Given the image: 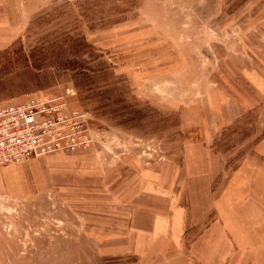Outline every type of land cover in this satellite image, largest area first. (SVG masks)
<instances>
[{
  "label": "rangeland",
  "instance_id": "374dc122",
  "mask_svg": "<svg viewBox=\"0 0 264 264\" xmlns=\"http://www.w3.org/2000/svg\"><path fill=\"white\" fill-rule=\"evenodd\" d=\"M28 7L15 31H0V107L73 89L93 141L0 167V264H264V176L244 170L229 185L262 135L264 97L247 73L264 68V0ZM84 67L89 93L74 86ZM108 101L140 114L117 124L100 108ZM198 143L221 163L206 191L185 168L197 166L186 149ZM164 169L178 174L194 221L174 250L131 229L138 176ZM214 217V235L202 237Z\"/></svg>",
  "mask_w": 264,
  "mask_h": 264
},
{
  "label": "crops",
  "instance_id": "0c3cea01",
  "mask_svg": "<svg viewBox=\"0 0 264 264\" xmlns=\"http://www.w3.org/2000/svg\"><path fill=\"white\" fill-rule=\"evenodd\" d=\"M28 5L29 0H0V31H15L18 23V19L15 17L22 16L23 12L28 13ZM261 64L264 66L263 60H261ZM247 76L258 95L263 98L264 68L262 67L260 71H251L247 73ZM263 118L262 115V135L256 142L252 154L247 156L243 164L230 174V186L237 183H234V179L237 181L244 170L249 175L264 176ZM198 144L186 149L188 159L197 160V166L194 167V164L189 161L186 162L185 168L190 171L191 176H196L195 180L202 183L205 187L204 191H206L216 180L220 179L221 163L217 153L210 151V148L202 147L200 143ZM164 171L163 176L150 170H145L138 176V199L135 200L136 203L131 204L134 208L131 229L136 234L138 233V238L142 241H166V244L174 250L178 248V241L185 231L194 224V221L186 217L187 212L182 208L180 195H178V185L181 182L178 174L172 171L167 174V169ZM194 171L196 173H193ZM187 180L191 182L190 178L185 179V182ZM261 183L264 185L263 181ZM206 228L202 237L206 234L207 238H211L217 228L215 217L211 219ZM145 254L147 253H144V256ZM139 255L143 256L142 252Z\"/></svg>",
  "mask_w": 264,
  "mask_h": 264
},
{
  "label": "built area",
  "instance_id": "2783aa9c",
  "mask_svg": "<svg viewBox=\"0 0 264 264\" xmlns=\"http://www.w3.org/2000/svg\"><path fill=\"white\" fill-rule=\"evenodd\" d=\"M73 89L0 107V167L30 157L74 153L93 141L90 115L75 106Z\"/></svg>",
  "mask_w": 264,
  "mask_h": 264
},
{
  "label": "trees",
  "instance_id": "16d2710c",
  "mask_svg": "<svg viewBox=\"0 0 264 264\" xmlns=\"http://www.w3.org/2000/svg\"><path fill=\"white\" fill-rule=\"evenodd\" d=\"M86 45L91 47L89 44ZM93 79L94 77H92L91 74L88 72V68L84 67L82 70H80L77 76L74 77V82H75L74 86L80 92L89 93L91 92L93 87V82H94ZM115 104L117 105V107L110 108L111 105L110 102L108 101L101 104L100 108H103L104 114L109 115L111 120L116 121L117 124H125L127 122L134 121L140 114L138 110L132 109L133 106L131 105L119 107V105H121L120 102Z\"/></svg>",
  "mask_w": 264,
  "mask_h": 264
}]
</instances>
